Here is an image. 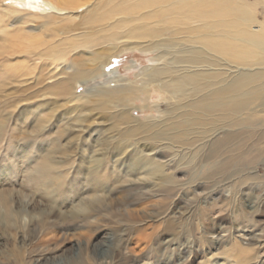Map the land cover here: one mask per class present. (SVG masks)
Here are the masks:
<instances>
[{
  "label": "bare ground",
  "instance_id": "6f19581e",
  "mask_svg": "<svg viewBox=\"0 0 264 264\" xmlns=\"http://www.w3.org/2000/svg\"><path fill=\"white\" fill-rule=\"evenodd\" d=\"M90 1L0 0V135L10 117H4L5 107H33L35 112L24 109L18 117L24 116V122L30 119L46 128L50 120L45 119L42 110L48 105L96 104L108 113L117 104L125 106L136 101L139 92L146 91L150 83H156L161 92H171L174 101L181 104L182 113L177 115L178 121L166 126L140 124L130 130L121 127L133 119L124 112L113 114L110 117L113 128L108 131L118 132L120 142L103 141L93 150L89 163L98 164L90 168L85 181L91 197L82 199V211L73 213V220L85 221L91 214L93 218L98 216L103 207L97 206L112 198L109 186L167 197L200 184L202 172H208L212 162L216 172L207 174L209 180L245 164L246 157L257 150L255 145L248 146L257 133L244 140L231 131L222 141L208 138L218 129L231 130L246 124L248 118L240 120L237 115L247 114L255 102L264 103V20H259L257 11L258 7H264V0H110L94 4ZM6 2L10 6H4ZM12 24L16 25V31L8 29ZM131 46L143 47L140 49L145 53L158 51L154 61H164L161 67L141 73L147 79L140 91L115 86L99 96H78L79 83L106 74L110 59ZM50 67L55 74L46 83L52 74L48 71ZM191 113L192 119L187 118ZM229 115L228 120H221ZM34 123L30 126L36 132L32 133L39 134L44 128L33 126ZM140 138L152 151L161 149L158 159L170 154L173 159L160 162L147 156L131 160L123 168L122 160L118 159L117 170L104 168L105 165L102 168L104 162L99 155L103 156L110 145L113 144L110 150L118 158L123 153L119 143ZM234 138L240 140L231 146ZM257 142L264 143V132H260ZM195 161L198 164L194 165ZM169 162L176 168L187 167L188 184L179 187L173 174H165ZM62 167L63 162L45 154L38 160L29 183L37 190L44 188L47 193L44 196L53 198L60 194L61 185L56 180ZM250 180L248 174L244 181ZM239 197L240 192L235 193L232 201L237 203ZM6 201H1L4 212L0 213V223L11 230L22 224V211L5 209ZM164 222L166 231L180 235L179 220ZM262 247V243L253 246L233 233L230 246L220 258L201 264H262ZM17 264L28 263L20 254Z\"/></svg>",
  "mask_w": 264,
  "mask_h": 264
},
{
  "label": "rangeland",
  "instance_id": "374dc122",
  "mask_svg": "<svg viewBox=\"0 0 264 264\" xmlns=\"http://www.w3.org/2000/svg\"><path fill=\"white\" fill-rule=\"evenodd\" d=\"M98 1L110 0H91L90 3ZM10 4L6 2L4 6ZM257 11L259 20H264V7H258ZM15 26L8 29L16 31ZM140 48L131 46L113 56L106 67V74L78 84V96H99L115 86L140 91L147 79L141 73L164 63L154 61L158 51L145 53ZM48 71L52 74L46 83L52 81L50 77L55 74L52 67ZM80 105L75 102L46 106L42 110L43 115L46 114L45 119L50 120L46 128L30 119L24 122V116L18 117L24 109L29 113L35 112L31 109L33 107H5L4 117H10L0 135V213L4 212L1 201L6 199L5 209L22 211V224L8 230L0 223V264H17L20 254L28 264H201L220 258L230 246L233 233L253 246L262 243L261 262L264 264V143L257 142L260 132H264L262 100L253 103L247 114L237 115L240 120L248 118L246 124L231 130L218 129L208 138L209 141L215 138L222 141L231 131L244 140L249 134L257 133V139L254 137L248 142V146L255 145L257 150L246 157L245 164L209 180L207 174L216 172V165L212 162L209 171L202 172L200 184L185 186L186 192L177 191L167 197L109 186L112 198L97 206V209L103 207L95 217L97 220L91 214L85 221L73 220V213H80L84 203L82 199L85 201L91 197L92 192L88 191L86 183L87 174L98 164L89 163L92 152L103 141L120 142L118 132L111 131L110 134L108 131L113 128L110 117L124 112L134 120L122 126V130H130L140 124H159L162 127L178 121L177 115L182 110L171 92L159 91L156 83H150L146 91L139 92L136 101H129L128 106L117 104L108 113L102 112L96 104ZM192 115L188 114L187 118L192 119ZM228 117L230 115L221 120L226 121ZM32 123L44 128L41 134L32 133L35 130L30 126ZM236 138L231 141V146L240 140ZM119 144L123 153L118 158L110 150L112 145L103 156L99 155L104 162L102 168L105 165L104 168L117 170L118 159L122 160V168L131 160L147 156L160 162L173 159V154L158 159L161 149L152 151L141 138ZM42 154L63 162L56 180L61 185L60 194L53 198L44 196L47 194L44 188L37 190L29 183ZM201 156L202 153L198 154L197 160ZM164 170L165 174H173L179 187L189 183L187 167L176 168L173 162H169ZM248 174L252 180L245 183L244 178ZM238 192L240 197L236 203L232 199ZM166 220L175 223L179 220L182 226L180 235L166 231Z\"/></svg>",
  "mask_w": 264,
  "mask_h": 264
}]
</instances>
